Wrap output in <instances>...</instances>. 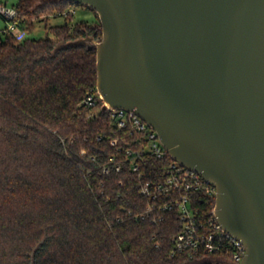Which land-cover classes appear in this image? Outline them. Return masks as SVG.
I'll use <instances>...</instances> for the list:
<instances>
[{"label": "trees", "instance_id": "obj_1", "mask_svg": "<svg viewBox=\"0 0 264 264\" xmlns=\"http://www.w3.org/2000/svg\"><path fill=\"white\" fill-rule=\"evenodd\" d=\"M75 6L16 0L25 33L49 18L63 24L49 27L53 38L17 40L0 31V264H230L220 253H178L175 209L144 215L152 203L140 188L162 182L172 159L142 154L139 173L132 172L125 151L144 143L118 130L102 101L84 105L96 95L95 48L53 52L59 42L101 40L99 20L72 23ZM110 157L120 171L104 174ZM191 206L206 225L214 198L191 194Z\"/></svg>", "mask_w": 264, "mask_h": 264}, {"label": "water", "instance_id": "obj_2", "mask_svg": "<svg viewBox=\"0 0 264 264\" xmlns=\"http://www.w3.org/2000/svg\"><path fill=\"white\" fill-rule=\"evenodd\" d=\"M91 8L103 109L132 112L215 188V216L264 264V0H68Z\"/></svg>", "mask_w": 264, "mask_h": 264}, {"label": "built area", "instance_id": "obj_3", "mask_svg": "<svg viewBox=\"0 0 264 264\" xmlns=\"http://www.w3.org/2000/svg\"><path fill=\"white\" fill-rule=\"evenodd\" d=\"M0 17L7 22L5 32L20 40L25 32L17 25L16 10L12 6L8 7L6 4L0 3ZM98 100L102 101V98L96 90V95H89L83 103L86 107H94ZM107 109L111 111V117L115 120L118 130H130L134 133L135 142L144 143L143 148L135 152L125 151L126 157H133L130 162L132 172L139 173V160L142 154H148L158 160L164 158L167 152L155 131L147 123L132 112ZM110 143L116 145L117 139H112ZM120 168L118 160L110 157L108 163L103 165L102 172L104 174H108L112 170L119 172ZM164 173L165 179L162 182L146 183L140 188V194L152 203L146 208L144 215L153 214L154 207L157 209L154 216L163 211L175 209L182 227L181 231L172 239L174 249L178 253L187 252L190 255H197L201 252L220 253L228 263L240 264L245 254L244 247L239 240L225 232L216 220L215 188L198 174L180 166L173 159L172 163L164 168ZM199 192L214 198V207L209 213L206 225L197 222L191 206V194Z\"/></svg>", "mask_w": 264, "mask_h": 264}, {"label": "rangeland", "instance_id": "obj_4", "mask_svg": "<svg viewBox=\"0 0 264 264\" xmlns=\"http://www.w3.org/2000/svg\"><path fill=\"white\" fill-rule=\"evenodd\" d=\"M2 2H5L8 7H11L13 4H15L16 0H3ZM70 12L72 14V23L86 22L88 24H92L97 22L98 20L97 14L87 6H82V5L75 6L74 9H72ZM44 24H45L44 22H36L35 28L29 33H24L21 39L25 37L45 38L47 36L53 38V34L51 33L49 27L62 25L63 18L62 17L49 18L46 27ZM5 28H7V22L0 17V31L4 30Z\"/></svg>", "mask_w": 264, "mask_h": 264}]
</instances>
